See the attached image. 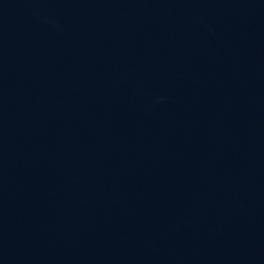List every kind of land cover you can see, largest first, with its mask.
Listing matches in <instances>:
<instances>
[{
  "label": "water",
  "instance_id": "water-1",
  "mask_svg": "<svg viewBox=\"0 0 264 264\" xmlns=\"http://www.w3.org/2000/svg\"><path fill=\"white\" fill-rule=\"evenodd\" d=\"M0 264H264V0H0Z\"/></svg>",
  "mask_w": 264,
  "mask_h": 264
}]
</instances>
